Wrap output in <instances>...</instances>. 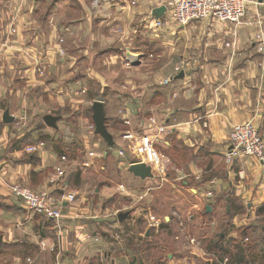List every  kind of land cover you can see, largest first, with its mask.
I'll return each mask as SVG.
<instances>
[{"label": "crops", "instance_id": "1", "mask_svg": "<svg viewBox=\"0 0 264 264\" xmlns=\"http://www.w3.org/2000/svg\"><path fill=\"white\" fill-rule=\"evenodd\" d=\"M165 2L0 0V264H264V162L224 159L234 124L264 140V6L181 26L154 13ZM128 132L162 174L128 171L144 163ZM10 184L50 193L61 219L31 216Z\"/></svg>", "mask_w": 264, "mask_h": 264}, {"label": "built area", "instance_id": "2", "mask_svg": "<svg viewBox=\"0 0 264 264\" xmlns=\"http://www.w3.org/2000/svg\"><path fill=\"white\" fill-rule=\"evenodd\" d=\"M251 4L264 6V0H166L164 8L175 24L181 26L206 19H214L222 23L240 26L243 25L246 10ZM255 39L257 51L264 54V33H258ZM90 129H93V127L91 126ZM164 130V127L159 128L158 132ZM123 139L132 143L138 162L142 161L147 165L157 166L160 173H163L160 168L162 156L154 149L152 139L146 136L136 137L129 132L123 135ZM135 139H137V143ZM40 147H42V143L28 148L27 152H35ZM89 156H93V154H89ZM240 156L254 158L261 163L264 162V140L252 120L234 124L231 128L228 147L224 154L225 162L232 164L233 160ZM61 162L62 167L56 168L55 172L63 177L69 166L65 157L61 158ZM84 166L87 167V163H84ZM8 190L21 201L23 208L31 216H44L56 221L61 219L62 216L58 209L60 201L50 193L45 191L35 192L19 184L8 185ZM66 198L69 202L74 201L72 195H67Z\"/></svg>", "mask_w": 264, "mask_h": 264}, {"label": "water", "instance_id": "3", "mask_svg": "<svg viewBox=\"0 0 264 264\" xmlns=\"http://www.w3.org/2000/svg\"><path fill=\"white\" fill-rule=\"evenodd\" d=\"M165 8L162 7L161 9H157L154 13L157 16L163 15ZM183 74H180L178 78H182ZM93 123L95 125L96 132L103 137L105 140H108V134L106 132L104 126V116H103V106L102 103L97 102L93 106ZM12 117L8 115V112H5L3 115V121L5 123H11ZM46 126L54 128L57 118L52 116H46L43 119ZM128 171L132 173L134 176L139 177L140 179L150 178L151 175V168L150 166L146 165L145 163H136L129 167ZM126 215H119V220H123Z\"/></svg>", "mask_w": 264, "mask_h": 264}, {"label": "rangeland", "instance_id": "4", "mask_svg": "<svg viewBox=\"0 0 264 264\" xmlns=\"http://www.w3.org/2000/svg\"><path fill=\"white\" fill-rule=\"evenodd\" d=\"M62 7H63V6H62ZM46 8H47V7H46ZM164 195H165V193H164ZM165 196H170V195L166 193ZM171 196H172V194H171ZM158 198H159V197H157V200H158ZM175 198H178V197H177L176 195L173 194V199L175 200ZM178 199H179V198H178ZM157 200H156V201H157ZM149 203H150L149 205H151V203H152V205H159V204H157L154 200L150 201Z\"/></svg>", "mask_w": 264, "mask_h": 264}]
</instances>
